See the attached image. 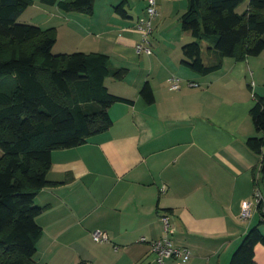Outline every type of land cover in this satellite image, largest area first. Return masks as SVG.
I'll return each instance as SVG.
<instances>
[{"label":"crops","instance_id":"crops-1","mask_svg":"<svg viewBox=\"0 0 264 264\" xmlns=\"http://www.w3.org/2000/svg\"><path fill=\"white\" fill-rule=\"evenodd\" d=\"M120 1L95 0L89 14L40 0L39 25L56 35L52 51L105 53L111 70L124 69L119 77L107 76L105 85L126 100L109 107L107 129L52 150L48 182L34 198L43 209L32 262L160 264L140 237H161L159 215L167 213L173 243L191 250L184 264H228L260 219L255 203L247 218L239 214L242 201H254L256 187L261 191L260 156L247 139L259 134L250 109L264 96V50L243 59L225 56L219 69L199 73L182 61L181 46L194 39L180 23L188 0H157L147 35L151 52L137 48L143 36L136 24L146 17V1L126 0L125 15L114 10ZM204 42V62L215 61ZM172 75L176 89L168 84ZM145 81L151 103L139 92ZM97 228L108 241L92 239ZM254 260L264 264V244L254 246Z\"/></svg>","mask_w":264,"mask_h":264},{"label":"trees","instance_id":"trees-1","mask_svg":"<svg viewBox=\"0 0 264 264\" xmlns=\"http://www.w3.org/2000/svg\"><path fill=\"white\" fill-rule=\"evenodd\" d=\"M48 1L91 14L95 0ZM125 1L114 6L121 15ZM29 2L0 0V264H39L32 261L43 206L34 198L48 182L52 150L80 145L107 129L109 107L126 100L105 85L107 76L124 73L109 68L105 53H54L52 27L18 21ZM242 2L246 7L239 12ZM180 23L194 37L181 46L182 61L199 73L219 69L225 56L243 59L264 50V0H188ZM200 40L215 61L204 62ZM139 92L148 103L154 100L148 81ZM250 115L259 132L247 145L260 156V219L244 233L228 264H255L254 246L264 244L259 227L264 223V96H257Z\"/></svg>","mask_w":264,"mask_h":264},{"label":"built area","instance_id":"built-area-1","mask_svg":"<svg viewBox=\"0 0 264 264\" xmlns=\"http://www.w3.org/2000/svg\"><path fill=\"white\" fill-rule=\"evenodd\" d=\"M145 12L146 17L137 22L136 28L142 33V41L137 45L138 49L145 50L146 52L152 51V46L147 39V35L152 29V20L158 14L157 0H145ZM253 82L251 81V84ZM169 87L176 89L179 87L178 78L174 75L168 79ZM254 201L244 200L241 203L240 218H247L251 214L252 204L257 203L262 198L261 191L256 187L254 191ZM164 228L163 235L156 239H148L145 236H141V241H146L149 244V253L153 259L158 263H164L165 260L171 259L175 264H184L191 256V250L187 246H179L173 243L171 239L173 225L171 224L170 217L167 213L159 215ZM91 237L96 242H106L109 240L108 233L103 229H93Z\"/></svg>","mask_w":264,"mask_h":264},{"label":"rangeland","instance_id":"rangeland-1","mask_svg":"<svg viewBox=\"0 0 264 264\" xmlns=\"http://www.w3.org/2000/svg\"><path fill=\"white\" fill-rule=\"evenodd\" d=\"M41 6H43V4H41L40 0H30L28 6L19 15L18 21H22V22H26L27 21V22H33V23L39 24L40 23V21H39L40 20V15H43L42 13H44V12L41 13V11H40ZM245 7H246V2H242V3L239 4L237 10L239 12H241V11H243V9ZM0 42H1V40H0ZM200 42L205 43L204 41H201V40H200ZM150 44H151V42H150ZM6 52H7V50L3 51L2 54L5 55ZM261 228L263 229L262 231L264 232V226H262Z\"/></svg>","mask_w":264,"mask_h":264}]
</instances>
